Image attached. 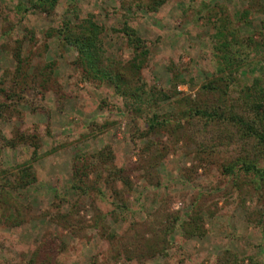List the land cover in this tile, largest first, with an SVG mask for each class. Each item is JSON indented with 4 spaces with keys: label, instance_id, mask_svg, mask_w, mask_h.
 Listing matches in <instances>:
<instances>
[{
    "label": "rangeland",
    "instance_id": "obj_1",
    "mask_svg": "<svg viewBox=\"0 0 264 264\" xmlns=\"http://www.w3.org/2000/svg\"><path fill=\"white\" fill-rule=\"evenodd\" d=\"M34 1L0 0V104H9L0 105V264H250L251 256L264 264V189L222 173L245 152L235 127L183 118L140 138L144 120L132 121L108 80L83 74L61 36L66 24L92 17L106 55L126 62L129 25L151 50L148 82L170 89L179 81L184 96L215 102L201 86L220 75L214 33L223 29L231 49L243 47L233 55L245 62L236 99L255 76L264 86V0ZM179 96L161 102L160 113H175ZM104 149L133 181L121 200L119 184L70 189L75 168L98 172L93 155ZM28 162L37 180L17 187ZM110 163L99 171L107 175ZM192 216L203 233L182 232Z\"/></svg>",
    "mask_w": 264,
    "mask_h": 264
},
{
    "label": "trees",
    "instance_id": "obj_2",
    "mask_svg": "<svg viewBox=\"0 0 264 264\" xmlns=\"http://www.w3.org/2000/svg\"><path fill=\"white\" fill-rule=\"evenodd\" d=\"M56 2L57 0H37V3L34 1V4L45 8L46 3L50 7H54ZM156 4H161V1L156 0ZM77 27L74 28L72 25L66 24V27L62 28L63 42L70 43L77 49L76 62L82 68L83 74L108 80L114 86L115 92L123 97L124 109L132 121L138 124L139 119L144 120V128L137 126L140 138L154 135L162 129H165L164 131L170 129L177 119L183 120L184 118L186 121L203 119L209 123L211 121L227 123L229 126L235 127L239 139L245 140V152L225 163L222 173L226 176L233 174L237 179L245 176L256 183L257 187L264 189V86L261 84L260 76H255L252 84L248 83L240 87L239 98L231 97L232 88L236 87L238 80L237 73L245 67V62L240 61L237 55L233 56L240 53V48L243 47L231 49L232 41L225 35L223 29H218L214 33V38L221 40L220 45L222 46L219 58L220 75L209 79L201 86L204 95H216V101L210 102L208 99L193 101L191 97L181 94L177 89L179 81H175L170 89H163L157 84L148 82L143 70L148 64L151 50L147 40L129 25H125L122 29L133 52L132 57L126 62L106 55V50L100 39L101 27L92 17L87 18ZM232 38L235 41L237 35L233 34ZM177 95H180L179 99L172 103L176 112L161 114L160 103L171 100ZM0 105L1 108H6L9 104L1 103ZM177 125L181 126L178 123ZM176 129L178 127H175ZM93 157L98 165L95 167V169L98 168V172H94L96 173L95 181L93 183L91 181V185L84 184L83 181L87 178L92 179L93 170L90 169L86 172L75 168L73 174L74 177H77L78 182H74L70 189L85 193L88 188H91L93 191L104 193L102 185L113 188L119 184L122 191L116 187L117 189L113 190L114 198L121 200L123 198L121 194H129L133 187V181L125 168L117 167L113 163L112 151L104 149ZM107 163H110V167L109 172L105 175L99 169ZM17 175V187L26 188L37 180L31 162L21 166ZM122 203L126 205L124 199ZM114 204L116 203L114 202ZM117 207L120 208L121 205L112 210V215L115 214ZM200 220V216H192L190 221L182 222V232L185 235L191 232L203 233V225ZM34 261L35 259L32 258L28 264H35ZM249 261L250 264H255L253 256L249 257ZM239 264H244V261L241 260Z\"/></svg>",
    "mask_w": 264,
    "mask_h": 264
}]
</instances>
